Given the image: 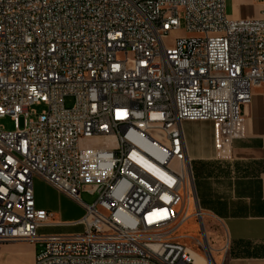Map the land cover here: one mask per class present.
Segmentation results:
<instances>
[{"label": "built area", "instance_id": "built-area-1", "mask_svg": "<svg viewBox=\"0 0 264 264\" xmlns=\"http://www.w3.org/2000/svg\"><path fill=\"white\" fill-rule=\"evenodd\" d=\"M257 1V20L234 21L225 0H0V119L15 124L0 126V244L38 245L34 264H194L178 232L206 215L182 125L212 123L221 162L245 139L264 89ZM35 178L85 211L82 233L40 234L64 225L36 207Z\"/></svg>", "mask_w": 264, "mask_h": 264}, {"label": "crops", "instance_id": "crops-1", "mask_svg": "<svg viewBox=\"0 0 264 264\" xmlns=\"http://www.w3.org/2000/svg\"><path fill=\"white\" fill-rule=\"evenodd\" d=\"M262 9L257 0H225V14L234 21L257 20ZM243 113L245 139L234 143L232 160L226 162L215 160L212 123H204L201 134L192 131L186 123L182 125L191 160L195 200L210 223L207 243L211 252L206 243L208 252L189 248L196 264L206 261L208 264H264V89L254 90L253 101L244 107ZM74 234L79 233L49 235Z\"/></svg>", "mask_w": 264, "mask_h": 264}, {"label": "rangeland", "instance_id": "rangeland-1", "mask_svg": "<svg viewBox=\"0 0 264 264\" xmlns=\"http://www.w3.org/2000/svg\"><path fill=\"white\" fill-rule=\"evenodd\" d=\"M181 36H184V32H180ZM167 45L172 44V39L166 41ZM67 108H71L74 104L72 98H67L65 100ZM45 110L43 105L32 106L30 108V114L32 119H36L35 115H40ZM186 125L194 132L201 134L204 132V122L198 123H186ZM0 126L6 132L15 131V124L9 118L0 119ZM19 126L23 129L24 119L21 117L19 119ZM204 142H202L203 144ZM101 147L109 148V144L104 141L99 140H89L86 143H82L83 149H98ZM33 192L37 208H42L52 214H54V219L56 222H60L64 226L58 227V230H53L55 228H45L40 230V234L49 235L54 232H66V233H82L83 228L79 225L71 226L72 223L81 221L85 217V211L79 207L75 202L68 199L67 197L59 194L50 185L39 178L33 179ZM82 201L87 205H92L97 200V195H90L88 193H83ZM195 207L194 204L190 207V217L194 214ZM210 226L207 218L204 222H200L194 218L189 219L178 232L179 240L181 243L186 245L188 248L199 251V246L197 241H202L203 244L206 243L208 247H211L207 243V227ZM27 248V249H25ZM207 249V247H205ZM39 250V246L30 241H18L7 244H0V264H34L35 253ZM201 252V250H200ZM196 254V253H195ZM198 255V254H197ZM204 261V257L199 255Z\"/></svg>", "mask_w": 264, "mask_h": 264}, {"label": "bare ground", "instance_id": "bare-ground-1", "mask_svg": "<svg viewBox=\"0 0 264 264\" xmlns=\"http://www.w3.org/2000/svg\"><path fill=\"white\" fill-rule=\"evenodd\" d=\"M206 249V248H205ZM206 251H207V249H206ZM208 252V251H207ZM193 253V252H192ZM194 255V254H193ZM194 260H195V262H194V264H196V259H195V256H194ZM205 264H208L207 263V261L205 262Z\"/></svg>", "mask_w": 264, "mask_h": 264}]
</instances>
